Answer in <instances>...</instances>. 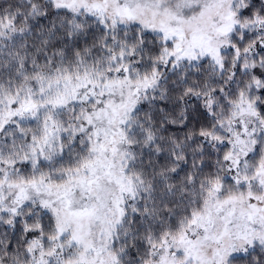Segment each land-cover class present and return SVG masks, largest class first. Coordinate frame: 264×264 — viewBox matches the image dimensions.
<instances>
[{
  "label": "snow or ice",
  "instance_id": "6c2138e0",
  "mask_svg": "<svg viewBox=\"0 0 264 264\" xmlns=\"http://www.w3.org/2000/svg\"><path fill=\"white\" fill-rule=\"evenodd\" d=\"M0 264H264V0H0Z\"/></svg>",
  "mask_w": 264,
  "mask_h": 264
}]
</instances>
